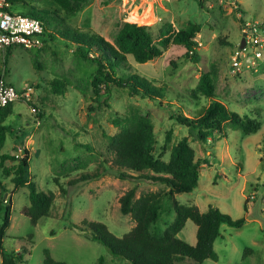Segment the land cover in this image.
Segmentation results:
<instances>
[{"label": "rangeland", "instance_id": "rangeland-1", "mask_svg": "<svg viewBox=\"0 0 264 264\" xmlns=\"http://www.w3.org/2000/svg\"><path fill=\"white\" fill-rule=\"evenodd\" d=\"M237 1L236 9L226 0H88L76 15L66 16L69 27L93 30L111 42L123 22L146 23L153 39L165 22L175 30L192 22L199 24L195 36L198 62L184 57L182 45H171L145 63L127 56L134 72L163 89L156 101L115 85L110 86L107 97H99L104 94L103 86L96 94L91 85L95 64L77 55L72 45L66 46L60 35L51 39L43 34L39 48L0 49V74L4 71L6 81L18 89L33 86L31 103H12L4 122L12 131L7 132L0 154L15 150L20 157L27 148L31 179L39 191L54 195L49 214L33 225L23 213L29 205L27 186L14 188L13 175L4 177L0 171L6 187L3 196L10 195L12 201L11 223L3 238L6 252L26 247L30 254L23 264H42L45 249L67 264H125L72 224L101 222L120 237L134 221L121 213L119 197L130 188H135V199L149 191L166 190L164 184L151 183L138 172L130 171V177L120 179L110 170L113 153L107 136L118 131L112 120L138 111L153 123L155 155L168 160L171 146L184 136L195 151L200 165L198 184L191 192L175 194V199L196 205L202 212L216 207L233 219H245L241 227L221 225L213 244L216 260L196 263L185 258L175 264H264V52L255 65L250 64L249 56L238 70L230 62L231 49L240 41L245 22H258L264 30V0ZM28 5L35 11L55 6L43 0H19L12 3L11 11L26 13ZM40 16L52 24L50 17ZM131 17L138 20L130 21ZM207 71L213 74L215 99L259 120V131L244 134L227 124L226 137L202 144L195 132L172 118L177 113L197 116L208 106L209 98L191 94L200 74ZM53 80L64 82L63 93L53 91ZM33 104L43 111L41 115L31 110ZM168 130L171 140L166 144ZM86 175L98 176L82 180ZM170 206L164 199L155 231L161 232L172 221ZM195 234V224L187 220L177 236L193 245Z\"/></svg>", "mask_w": 264, "mask_h": 264}, {"label": "trees", "instance_id": "trees-1", "mask_svg": "<svg viewBox=\"0 0 264 264\" xmlns=\"http://www.w3.org/2000/svg\"><path fill=\"white\" fill-rule=\"evenodd\" d=\"M11 3L19 0H9ZM54 7L46 11H35L28 5L25 15L39 19L44 26V34L52 39L60 35L65 45H72L81 58L95 64L91 85L93 92L99 94L101 86L104 94L109 95L111 85L125 87L131 95H139L152 101L160 98L162 88L154 86L147 78L132 70L127 56L131 55L138 63L152 61L171 45L185 47L184 57L192 62H198L197 43L195 36L200 32V25L192 22L185 28L175 30L170 22H165L156 39H153L146 23L123 22L116 33L113 42L101 34L88 29L71 28L66 23V16H74L80 12L88 0H43ZM201 3V0H198ZM23 4V2H22ZM64 12V16L61 15ZM40 14L53 20L49 25ZM138 20L131 17L130 21ZM11 48V47H10ZM10 48L5 50L9 51ZM4 75L2 71L1 75ZM5 76V75H4ZM210 71L202 72L192 96L199 93L210 99L208 106L197 116H186L177 113L172 118L181 125L195 132V138L202 144L214 143L226 137V125L231 124L244 134L259 131L261 122L247 114H239L230 110L223 102L215 99V84ZM8 82V81H7ZM9 83V82H8ZM11 84V83H9ZM12 85V84H11ZM51 86L54 92L63 93L64 82L53 80ZM38 109L36 114L41 115ZM12 112V103L0 108V149L4 146L7 132L11 127L4 124ZM112 123L118 131L107 136L109 150L113 153L110 170L120 179L130 177L131 172L140 173L141 178L151 183L164 184L166 190L149 191L135 199V188H130L119 197V208L122 214L130 215L134 226L120 237L111 233L101 222L83 220L79 225L72 224L74 229L86 234L90 239L101 243L113 257L121 258L125 264H175L188 258L196 263L205 259H217L213 248L214 241L220 235V227L226 224L231 227H241L245 222L243 217L233 219L216 207H208L204 212L196 205H184L175 199L177 193H188L196 188L200 176L199 162L195 159V151L189 145L186 136L180 138L169 151L168 160L154 154L153 123L148 116L138 111L130 112L120 118H114ZM171 132H166L165 143H169ZM165 149V148H163ZM17 153L0 154V171L2 176L11 174L14 188L27 186L29 205L23 208V213L35 225L40 218L49 214L54 195L51 192L39 191L29 174V150L23 148L22 156ZM98 175H86L82 180L94 179ZM6 193L4 181L0 178V264H23L30 250L26 247L19 251L6 252L3 248V238L11 223V196ZM164 199L170 201V211H173L172 221L161 232L153 229L163 212ZM187 220L196 226L195 243L189 244L177 235ZM42 264H67L55 260L47 249L44 250Z\"/></svg>", "mask_w": 264, "mask_h": 264}, {"label": "built area", "instance_id": "built-area-1", "mask_svg": "<svg viewBox=\"0 0 264 264\" xmlns=\"http://www.w3.org/2000/svg\"><path fill=\"white\" fill-rule=\"evenodd\" d=\"M230 6L237 9V0H226ZM12 3L9 0H0V49L5 50L13 46H21L25 49L39 48L43 45L41 36L44 34L43 23L34 17L19 12L11 11ZM258 28L261 33H258ZM245 34V45L240 48V41L231 49V67L238 70L250 57V64L255 65L256 60L261 59L264 52V30L259 23L245 22L242 28ZM33 86H26L18 89L6 81L2 74L0 77V108L18 100L31 103ZM34 113L37 109L32 105ZM20 150V149H19ZM16 156H19L17 153ZM22 156V154H21Z\"/></svg>", "mask_w": 264, "mask_h": 264}, {"label": "water", "instance_id": "water-1", "mask_svg": "<svg viewBox=\"0 0 264 264\" xmlns=\"http://www.w3.org/2000/svg\"><path fill=\"white\" fill-rule=\"evenodd\" d=\"M244 45H245V34H243L240 39V48L244 47Z\"/></svg>", "mask_w": 264, "mask_h": 264}, {"label": "crops", "instance_id": "crops-1", "mask_svg": "<svg viewBox=\"0 0 264 264\" xmlns=\"http://www.w3.org/2000/svg\"><path fill=\"white\" fill-rule=\"evenodd\" d=\"M237 3H238V1H237ZM136 22V21H135ZM141 23V22H140Z\"/></svg>", "mask_w": 264, "mask_h": 264}]
</instances>
